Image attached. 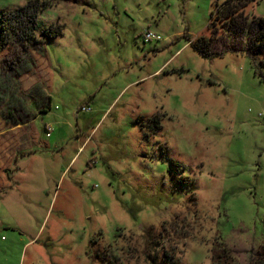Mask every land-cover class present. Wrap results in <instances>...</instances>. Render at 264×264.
<instances>
[{"label": "rangeland", "instance_id": "obj_1", "mask_svg": "<svg viewBox=\"0 0 264 264\" xmlns=\"http://www.w3.org/2000/svg\"><path fill=\"white\" fill-rule=\"evenodd\" d=\"M34 1L39 47L0 65V264H264V0L242 35L237 0Z\"/></svg>", "mask_w": 264, "mask_h": 264}, {"label": "trees", "instance_id": "obj_2", "mask_svg": "<svg viewBox=\"0 0 264 264\" xmlns=\"http://www.w3.org/2000/svg\"><path fill=\"white\" fill-rule=\"evenodd\" d=\"M245 2L246 0H237L235 3L231 2L227 5L226 10L224 8L222 13L228 30L237 35H242L247 32L246 28L248 23L242 11L243 6L246 4ZM39 8L40 3L31 0L27 5L15 11L0 13V54L5 49H8L10 53L9 61H0L3 71H6L4 68L7 65H12V61L20 60V57L23 56L20 55L21 48L17 51L18 44L22 43L28 45V47L26 46L27 51L25 52L39 47L40 40L36 39L33 35V31L38 27L37 12ZM255 26L264 27L263 20H259V23L254 22L252 28ZM45 33L46 31H44V34ZM57 34H62L60 29L57 30ZM249 43L250 41H247V47Z\"/></svg>", "mask_w": 264, "mask_h": 264}, {"label": "built area", "instance_id": "obj_3", "mask_svg": "<svg viewBox=\"0 0 264 264\" xmlns=\"http://www.w3.org/2000/svg\"><path fill=\"white\" fill-rule=\"evenodd\" d=\"M143 40H144V42H151V41L159 42L160 37L156 36L150 32H146L143 35ZM80 111L83 113H89V112H91V109L89 107H81ZM51 132H52L51 127H46V136L47 137H50Z\"/></svg>", "mask_w": 264, "mask_h": 264}, {"label": "crops", "instance_id": "obj_4", "mask_svg": "<svg viewBox=\"0 0 264 264\" xmlns=\"http://www.w3.org/2000/svg\"><path fill=\"white\" fill-rule=\"evenodd\" d=\"M38 48V47H37ZM8 74V72H5V76ZM29 74V73H28ZM30 75V74H29ZM4 76V77H5ZM30 77H34V75L32 74ZM34 84V83H33ZM34 86H35V84H34ZM43 100H44V98L41 100L42 102H43ZM25 126L27 125H30L33 121H35L36 120V116L34 115H32V117L30 118V120L28 121V117L30 116V111L26 108V106H25ZM27 117V118H26ZM28 141H30V139L29 138H27V137H25V143L26 142H28ZM5 171H7V170H5ZM6 173H8V171L6 172ZM10 176V175H9ZM8 176V177H9Z\"/></svg>", "mask_w": 264, "mask_h": 264}]
</instances>
